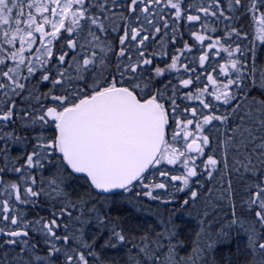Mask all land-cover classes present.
Instances as JSON below:
<instances>
[{
    "label": "snow or ice",
    "instance_id": "6c2138e0",
    "mask_svg": "<svg viewBox=\"0 0 264 264\" xmlns=\"http://www.w3.org/2000/svg\"><path fill=\"white\" fill-rule=\"evenodd\" d=\"M0 264H264V0H0Z\"/></svg>",
    "mask_w": 264,
    "mask_h": 264
},
{
    "label": "trees",
    "instance_id": "16d2710c",
    "mask_svg": "<svg viewBox=\"0 0 264 264\" xmlns=\"http://www.w3.org/2000/svg\"><path fill=\"white\" fill-rule=\"evenodd\" d=\"M181 195H183V194H181ZM148 219L150 221H154L155 218L152 217L150 214H148ZM177 224L180 225V227H181L182 230L184 229L185 224H182L181 221L177 220ZM186 224H187V227H189V228H195L196 227V221H195V219H188L186 221Z\"/></svg>",
    "mask_w": 264,
    "mask_h": 264
},
{
    "label": "rangeland",
    "instance_id": "374dc122",
    "mask_svg": "<svg viewBox=\"0 0 264 264\" xmlns=\"http://www.w3.org/2000/svg\"><path fill=\"white\" fill-rule=\"evenodd\" d=\"M152 207H153V208H155V207H156V205H152Z\"/></svg>",
    "mask_w": 264,
    "mask_h": 264
}]
</instances>
